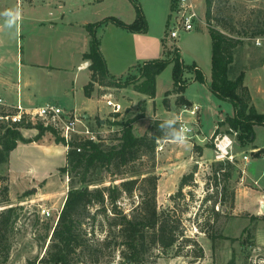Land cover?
<instances>
[{"label": "rangeland", "instance_id": "374dc122", "mask_svg": "<svg viewBox=\"0 0 264 264\" xmlns=\"http://www.w3.org/2000/svg\"><path fill=\"white\" fill-rule=\"evenodd\" d=\"M61 1H65L68 7L76 4L75 0ZM134 1L140 6L144 5L151 17L150 29L143 34L144 41L151 43L158 39L160 42L161 37L164 36L165 50L161 57L171 59L173 54L170 50L178 47L186 65L184 76L176 88L177 92H172L168 96L170 101L168 105L164 99L167 91L174 86V63H169L158 75L154 98L147 97L142 92L137 93V90L134 92L133 84L123 85V83L128 78L131 80L141 78L143 63L157 56L147 60L146 58L135 59L130 63L133 58L128 55V44L125 41L120 44V37L106 26L100 28L99 36L108 57L112 75L121 85L97 84L94 89L95 95L89 100L80 93L73 95V91L70 90L71 70L75 72L76 63L82 60L80 53L75 52L85 45L83 35L85 30L78 26H65L61 23L57 18L58 0H52L51 3H48V0H35L32 7L35 6L34 8L42 11L38 13H34L28 0H0V12L9 8H19L22 13L18 32L15 29L12 31L6 29L4 19L0 17V95L6 100L16 101L18 94L21 95V91L26 90V81L31 79L35 82L34 87L41 91L40 94L42 93L43 96L39 94V101H34L32 104L21 97L25 105L34 106L53 102L66 110L76 107V113L83 115L84 110L97 113L100 109L101 112H106L109 107L103 100L104 95L112 93L113 97L123 105L121 111L114 112L118 115H114L110 110L102 115L106 120L105 123L99 121L101 116H95L89 122L84 120L106 143L117 142L122 123L132 118H134L132 122L134 133L142 135L149 131L154 120L166 119L182 113L183 120L194 126L187 144L179 145L167 139H158L155 159L150 160L146 157L145 164H139L136 167L143 171L152 170L159 176L163 174L158 184L159 208L172 203L171 195L179 189L178 178L181 172L188 173L194 170L191 185L184 188L185 197L180 201L179 211L183 212L185 217L188 234L196 237L202 244L204 256L197 258L192 251L187 255H175V249L171 248L168 252L160 254L156 260L155 256L151 255L149 264H264L262 208L259 207L260 213L257 211L252 213L244 207L237 208L236 202L235 206L231 207L229 194L225 201L220 200L223 185L227 186L228 193L234 191L235 200L240 187L243 191L250 193L262 191L264 149L254 151L245 148L235 128L229 124L220 125V133L228 134L234 140L233 152L236 160L235 162L223 160L225 169L231 170L232 175L225 179L221 177L218 186L213 184L212 175L214 166L217 164L214 160L217 152L214 134L217 125L219 126L227 116L234 114V105L232 101L218 97L209 87L212 73V39L209 27L213 26L237 41L233 49L231 76L235 77L241 71L246 73L244 83L249 84L246 86L250 94V102L254 105L256 103L259 112H264V45L256 43L257 37L264 36V33H257L260 28H264V0H213L210 20L206 16V0H193L201 19L196 20L192 30H181L175 38L169 34V28L175 21V15L172 14L171 3L173 2L168 1V15L163 26H160V20L156 19V11L158 12L160 4L166 1ZM118 5L123 8L122 16L125 18L128 17L129 10H136L133 0H110L95 10L96 14L92 16V19L101 20L111 15L119 17L114 14ZM122 16L121 18L124 19ZM32 17H36V20ZM111 26L126 34L128 32L127 29L118 25ZM86 45H89V41ZM194 62L204 71L206 82L194 79L192 67ZM72 64L73 66H69L68 70L61 68ZM84 72L88 71L85 70L82 74ZM187 83L188 86L183 92L181 85ZM79 88L80 84H77L76 89ZM179 97L195 100L202 106L201 110L197 115H192L187 110L192 105H179L177 102ZM42 98L46 100H41ZM6 112H8L7 108L0 106V114ZM35 125L53 128L45 125L41 120L36 121ZM254 128V143L264 146V125L256 124ZM22 131L27 139H31L37 136L39 128L35 126L22 128ZM160 144L163 145V149L158 150ZM200 148L202 153L199 151ZM260 148L262 147H258ZM243 151L248 154L251 152L252 157L259 156V158L252 159L246 164L242 159ZM227 162H230L232 166L226 164ZM7 170V163H0V184L4 182L1 178L7 176ZM69 179L68 174L59 170L49 184L45 181L35 183L32 184L34 187L22 193L17 191L19 186L14 179L13 199L10 197L8 179L10 201L13 205L20 207V215L14 232L11 233L10 255L6 261L0 259V264H41L40 259L48 247L52 229L67 196ZM135 197L137 199V196ZM131 203V199H124L127 208L131 206ZM43 208L50 210L51 215H43L41 213ZM206 232L216 234L217 238L212 240ZM99 234L102 236L103 232ZM90 236L88 234V237Z\"/></svg>", "mask_w": 264, "mask_h": 264}, {"label": "trees", "instance_id": "16d2710c", "mask_svg": "<svg viewBox=\"0 0 264 264\" xmlns=\"http://www.w3.org/2000/svg\"><path fill=\"white\" fill-rule=\"evenodd\" d=\"M133 2L136 17L132 22L111 15L86 25L89 48L83 57L91 61L89 68L92 71L91 80L84 86L87 96H91L96 83L121 85L109 71L97 35L98 29L108 22L132 32H147L149 29L142 7ZM176 2L173 0V8ZM212 5L213 0H206L208 20L211 19ZM209 32L212 39L209 87L218 97L228 99L234 105V114L227 116L219 126L229 124L238 131V137L245 148H258L254 143V127L256 124L264 125V112H259L250 102L248 87L244 83L246 73L241 71L237 76H231L233 49L237 41L213 26L209 27ZM257 33H264V28H260ZM170 52L173 54L171 59L159 57L145 61L141 68V78H128L123 85L133 84L135 90L154 98L158 75L173 62L174 86L167 91L164 99L168 105V96L177 92L176 88L186 68L180 49L175 47ZM192 67L194 79L206 82V75L199 65L194 62ZM187 86L188 83L181 85L183 92ZM177 102L179 105L191 103L187 98L180 97ZM163 120H154L148 132L136 135L132 118L122 123L115 143H106L102 138L97 141L75 138L69 143L67 164L60 168L70 177L69 189L52 229L51 240L40 259L41 264H149L151 255L156 260L171 248L175 249V255H187L192 251L197 258L204 256L202 244L188 234L185 217L179 211L180 201L185 197L184 188L191 185L194 170L182 175L179 189L171 195L172 203L159 208L160 176L152 170L143 171L136 167L145 164L146 157L155 159L157 141L164 139L158 131V125ZM27 126L34 127L32 124ZM219 126L214 136L220 133ZM35 127L39 128V133L35 138L27 139L22 128L0 122V163L9 161L10 152L19 141L38 140L47 130L54 134L56 141L65 143L54 128L41 125ZM261 149L264 148L257 151ZM199 151L202 153V148ZM226 164L231 165L230 162ZM231 175L232 171L225 169L224 162L218 161L212 175L213 184L218 186L221 177L225 179ZM1 179L4 182L0 184V259L6 261L10 255L11 233L19 218L20 207L10 201L8 175ZM222 188L220 200L225 201L229 194L230 206L234 207V191L228 193L226 185ZM125 198L132 202L128 208L124 204ZM99 232H103V235L100 236ZM206 233L212 240L217 238L216 234ZM88 234L91 236L88 237Z\"/></svg>", "mask_w": 264, "mask_h": 264}, {"label": "crops", "instance_id": "0c3cea01", "mask_svg": "<svg viewBox=\"0 0 264 264\" xmlns=\"http://www.w3.org/2000/svg\"><path fill=\"white\" fill-rule=\"evenodd\" d=\"M34 1L35 0H28V4L31 6V8L34 9V13L42 12L39 8L38 9L34 8L35 6L32 7V3H34ZM58 1H59V4H58L59 15L57 16V18L61 21V23L65 26H78V27H81L85 30V34H83L85 45L82 47L81 50L78 49L75 52V53H80V56H81L80 58L82 60H80L78 63H76L77 65H76V71L75 72H74V70H71L72 77H71V81H70V85H71L70 90L73 91V95L76 93L77 94L80 93V94L84 95V97L87 100H89V99H92L95 94H94V90H93L91 96H87L85 94V90H84V86L91 80V74H92V71L89 68L91 61L89 59H86L83 57V53L85 51H87L89 48V45H86V42L89 41V33H88L87 28H86V25L89 23L95 22L92 19L93 18L92 16L94 14H96L95 10L100 8V6H102L104 3H106L110 0H75L76 4H74L73 7H68L66 5L65 1H61V0H58ZM164 1H166V2H164L163 4H160L158 12L156 11V19L160 20V24H161L160 26H163V22L168 15V7H167L168 1H169V3L173 2V0H164ZM51 2H52V0H48V3H51ZM141 7H142V9L146 15V18H147L148 23H149V29H150L151 17H149V14L147 13L144 5H142ZM115 10H117V11H114V14L119 15V17L121 18L122 14H124L123 13L124 11H122L123 8L121 7V5H118ZM127 14H128V17H126V18L124 16H122L125 19V20L124 19L123 20L126 22H132L136 17V10H134V11L129 10L127 12ZM113 16H116V15H113ZM32 19L36 20V17H32ZM98 20L99 19H97L96 21H98ZM167 24H168V22H167ZM111 25H116V24L113 22H108V23H105L104 25H102L100 28H102L103 26L109 27L108 29H111L113 32L116 33V35L118 37H120V44H122L123 41H125L128 44V46H129V47H127V48H129L128 55L133 58L132 61H130V63L134 62L135 59L141 60L143 58H146L145 60H147L148 58H154L153 56H157L155 58H159L164 54V49H165V37L164 36L161 37L160 42L158 39H155L151 43L149 41L145 40L147 42V43H145L144 38H143V34L147 33L148 31L147 32H132V31H129L127 29L128 32L126 34L125 32H122V31L116 30L115 28H112ZM100 28L97 31L98 36H99ZM162 28H164V27H162ZM124 29H126V28H124ZM99 38H100V36H99ZM100 40H101V38H100ZM101 50H102V52H103V54L107 60V65H108L109 71L112 74L111 69H110V64L108 62V57H107L105 50H104V47H103L102 40H101ZM180 52H181V50H180ZM75 53H73V54H75ZM183 61H184V59H183ZM30 64L33 65L32 63H30ZM69 66L72 67L73 64L67 65L66 67H61V68H63L64 70H68L70 68ZM85 70H87L88 72L87 73L84 72L82 74V72ZM48 71H52V70L48 69ZM26 83H27L26 90L23 89L21 91V97H23V99H25L27 101V103H29V104L30 103L32 104V102H34V101L35 102L39 101V94L41 91H39L37 88L34 87V84H35L34 80L28 79V81H26ZM77 84H80L79 89H76ZM97 84L98 83L95 84V88H96ZM247 85L249 86V84H247ZM250 89H251V87H250ZM133 91L135 92L136 90H133ZM138 92L139 91H137V93ZM0 96H2V95H0ZM40 96L41 97L43 96L42 93L40 94ZM146 96L149 97L147 94H146ZM186 98L189 101L191 100L190 101L191 103L188 104L187 106L196 103L195 100H192L189 97H186ZM41 100H46V99L42 98ZM7 101L11 102V103L16 102V101H10L8 99H7ZM255 106H256V103H255ZM82 108H84V107H82ZM201 108H202V106H201ZM64 109H66V108H64ZM68 110H70V111L75 110L76 111V107H71V109H68ZM109 111H110L109 108L106 112H101L100 109H98L97 113H95L94 111L90 112V111L84 110L83 115L85 116V118L88 122L92 121L93 117H95V116H101L102 118H100L99 121L101 123H105L106 120H105V118H103L102 115L104 113H108ZM113 114L116 115L115 113H113ZM181 114L182 113L177 114V115H179V117L180 116L182 117ZM217 127H218V125H217ZM52 134H53L52 132L46 131L42 135V137L38 140H31V141H27V142L19 141L17 146L10 152L9 161L7 162V168H8L7 175L9 177V181H10V197H11V199H13L12 188H13V180L14 179H16L15 181L17 182V184L19 186L17 191L19 193H22L26 189H30V188L34 187L32 184L44 182V181L49 184V181L51 180V178L54 175H56L57 172H59L61 167L65 166L67 164L68 146L62 141L61 142L56 141L55 136ZM257 146L264 148L263 145H257ZM204 151H205V149H204ZM262 157L264 159V155H262ZM256 158H259V156L258 157H252L248 163H250L252 161V159H256ZM246 164H247V162H246ZM244 171L246 172V169ZM183 174H184V172H181V174L179 175L178 181H180ZM162 178H163V174L160 175V180H162ZM257 184L259 185V183H257ZM261 188H262V191L259 190L257 193H250V192L243 191L242 188L240 187L236 193V200H235L236 207L237 208L238 207H244V209H247L248 211H251L252 213H254L255 211L258 212L259 207L261 209V206L264 203V186H261ZM258 213H260V212H258Z\"/></svg>", "mask_w": 264, "mask_h": 264}, {"label": "built area", "instance_id": "2783aa9c", "mask_svg": "<svg viewBox=\"0 0 264 264\" xmlns=\"http://www.w3.org/2000/svg\"><path fill=\"white\" fill-rule=\"evenodd\" d=\"M173 13L175 15V21L171 28H169V34L174 38L178 36L181 30H192L196 20L201 19L197 5L193 0H177L172 11V14ZM256 43L257 45H264V36L257 37ZM103 100L110 108L111 113L119 112L123 109L122 103L113 97L112 93H106ZM0 106H5L8 110L5 114H0V122L8 123L7 125L9 126L17 125L20 128H29L27 125L33 124L35 126L36 121L41 120L45 125L52 126L64 139L68 147L69 143L75 138L83 140L91 139L95 141L100 139L99 133L84 122V120H86L84 115L77 114L75 110H66L53 102L34 106L25 105L21 99V95L18 94L16 102L13 103L8 102L4 97L0 96ZM200 109L201 106L194 103L191 108L187 110L192 115H197ZM180 122L190 128L191 132L189 134H192L194 131L193 124L184 121L181 116ZM189 134L188 137L191 136ZM233 142L232 136L228 134L223 135L221 133L217 134L215 136L217 152L214 160L218 162L227 159L228 161L235 162L236 155L233 152ZM161 149H163V145L160 144L158 150ZM252 150L257 151L258 148ZM250 154L243 151L242 159L247 163L252 158ZM41 213L43 215H51L50 210L47 208H43Z\"/></svg>", "mask_w": 264, "mask_h": 264}, {"label": "clouds", "instance_id": "9594fccd", "mask_svg": "<svg viewBox=\"0 0 264 264\" xmlns=\"http://www.w3.org/2000/svg\"><path fill=\"white\" fill-rule=\"evenodd\" d=\"M22 13L19 8H9L0 12V17L4 19L5 28L9 31L13 29L16 32L19 31V21ZM158 131L162 134V138L177 143L179 145H185L188 142V134L191 129L186 127L180 122L179 115L166 118L158 125Z\"/></svg>", "mask_w": 264, "mask_h": 264}, {"label": "water", "instance_id": "95a60500", "mask_svg": "<svg viewBox=\"0 0 264 264\" xmlns=\"http://www.w3.org/2000/svg\"><path fill=\"white\" fill-rule=\"evenodd\" d=\"M261 208H262V210H263V212H264V203L262 204Z\"/></svg>", "mask_w": 264, "mask_h": 264}]
</instances>
